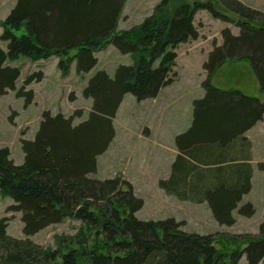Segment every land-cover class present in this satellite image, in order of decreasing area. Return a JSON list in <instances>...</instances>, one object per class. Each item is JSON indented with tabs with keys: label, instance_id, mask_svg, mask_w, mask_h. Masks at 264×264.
<instances>
[{
	"label": "trees",
	"instance_id": "1",
	"mask_svg": "<svg viewBox=\"0 0 264 264\" xmlns=\"http://www.w3.org/2000/svg\"><path fill=\"white\" fill-rule=\"evenodd\" d=\"M125 0H16L0 20V96L9 89L30 104L42 72L30 73L16 89L20 56L31 60L59 57L67 72H87L96 64L95 51L111 43L132 56L111 77L97 71L84 88L92 100L85 120L43 111L33 139L21 138L23 162L15 165L7 147H0V195L12 201L7 211L20 213L23 238L7 233L0 217V264H264V220L258 235L229 238L232 249L217 248L213 236L188 233L173 217L137 218L143 205L131 183L121 176L96 179L97 157L114 137L113 118L127 92L137 100L154 98L176 76L173 71L180 43L197 37L194 14L237 16L238 34L222 31V44L208 54L201 82L205 94L192 101V121L175 137L177 154L167 179L159 180L168 194L182 200L205 201L220 225H232V211L251 216L250 202L239 205L251 189L250 141L245 132L264 115V97L237 88L221 89L210 81L226 61H249L264 94V12L238 0H194L171 4L160 0L153 11L128 29L116 31ZM70 51H74L70 55ZM76 219L80 226L54 247H43L30 236L43 228Z\"/></svg>",
	"mask_w": 264,
	"mask_h": 264
},
{
	"label": "rangeland",
	"instance_id": "2",
	"mask_svg": "<svg viewBox=\"0 0 264 264\" xmlns=\"http://www.w3.org/2000/svg\"><path fill=\"white\" fill-rule=\"evenodd\" d=\"M15 1L0 0V20L8 15ZM159 1L125 0L115 30L121 31L140 23ZM180 1L194 0H172L170 6ZM238 1L264 12V0ZM219 10L224 14L220 18L203 9L195 12L193 25L197 37L177 46L173 67L176 76L156 97L137 100L129 92L123 95L113 118L114 137L107 149L98 155L96 171L89 176L106 179L118 175L128 180L135 195L143 200L142 207L134 213L137 218L158 220L173 217L183 222L180 229L185 232L211 235L217 248L232 249L234 246L230 245L229 238L258 235L259 224L264 220V115L247 133L253 144V174L251 189L239 205L250 202L254 208L251 216L240 215L235 209L232 211L234 223L220 225L205 201L179 199L166 193L159 185V180L168 177L169 160L176 150L175 137L191 124L192 101L205 94L201 85L207 77L203 63L209 52L222 44L224 29H229L234 35L239 32L237 16L223 8ZM0 45L4 48L5 44ZM73 53L70 51L69 54ZM94 55L97 58L95 66L79 73L75 70V60L71 61L67 72H63L58 67L59 57L56 55L39 60L20 56L9 62L20 69L16 89L30 73L42 72L39 81L27 85L33 91L30 104L24 105V99L16 96V90L9 89L0 96V147L8 148L15 165H20L24 158L21 138L33 139L43 111L71 117L73 125L80 123L87 118L92 105L91 98L83 92L88 80L99 70L112 77L119 64H130L132 60V56L120 53L111 43L95 51ZM210 81L221 89L237 88L246 95L259 99L264 97L247 60L224 62L212 73ZM11 203L9 197L0 195V217H7L10 236L23 238L20 213L6 210ZM79 226V221L67 218L43 228L30 239L43 247H54L57 239L73 236ZM238 264H247L245 255Z\"/></svg>",
	"mask_w": 264,
	"mask_h": 264
},
{
	"label": "crops",
	"instance_id": "3",
	"mask_svg": "<svg viewBox=\"0 0 264 264\" xmlns=\"http://www.w3.org/2000/svg\"><path fill=\"white\" fill-rule=\"evenodd\" d=\"M188 124V123H187ZM185 125V127H187L188 125ZM257 124V123H256ZM190 126V125H189ZM255 126V125H254ZM189 127H187V129H188ZM253 128V127H252ZM251 128V129H252ZM186 129V130H187ZM251 129H249V130H247L246 131V133H245V136L247 137V139L250 141V143H251V147H250V155H251V159H250V161H249V163H250V165H251V167H252V174H253V160H252V157H253V144H252V141H251V139L248 137V135H247V133L251 130ZM184 132V131H183ZM175 152H174V155H173V157L171 158V160H169V164H168V168H167V176L170 174V166H171V163L173 162V160H174V158H175V156H176V154H177V148H176V150H174ZM166 177V176H165Z\"/></svg>",
	"mask_w": 264,
	"mask_h": 264
}]
</instances>
